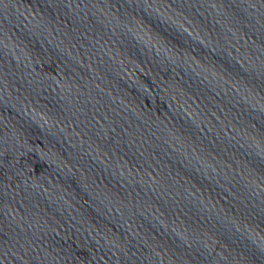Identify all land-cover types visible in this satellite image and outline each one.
<instances>
[{"label": "water", "instance_id": "water-1", "mask_svg": "<svg viewBox=\"0 0 264 264\" xmlns=\"http://www.w3.org/2000/svg\"><path fill=\"white\" fill-rule=\"evenodd\" d=\"M0 264H264V0H0Z\"/></svg>", "mask_w": 264, "mask_h": 264}]
</instances>
